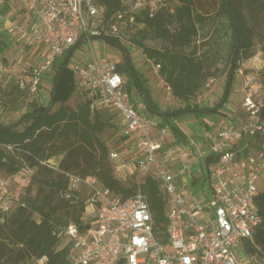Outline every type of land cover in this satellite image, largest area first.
<instances>
[{"label": "built area", "instance_id": "built-area-1", "mask_svg": "<svg viewBox=\"0 0 264 264\" xmlns=\"http://www.w3.org/2000/svg\"><path fill=\"white\" fill-rule=\"evenodd\" d=\"M19 1L31 19L23 32L24 42L40 58L29 82L18 81L21 89L27 88V97H38L45 75L57 70L68 51L87 39L91 57L71 65L76 87L90 101L91 109L114 110L119 115V133L137 151V157L110 153L115 176L123 182L131 179L136 187L125 199L95 175L66 173V198L72 199L86 188L96 206L93 221L86 224L89 229L80 230L73 223L55 229L53 234L61 238L58 249L67 251V264H264V253L256 243L264 222L258 204L264 179V142L255 137L264 136V101L256 98L251 81L242 89L244 117L235 121L225 115L214 122V128L205 129L202 146L176 145L173 157H161L164 144L153 138L152 119L133 102L122 61L119 57L99 58L89 40L102 35L122 40L128 26L146 25L137 17H156L160 1L121 0V9L110 15L102 0ZM217 81V77H210L205 88ZM168 132V127L159 130L161 136ZM203 158L210 161L202 191L184 192L180 181ZM46 164L58 169L52 162ZM122 168L125 174L119 177ZM148 177L158 183L166 197L163 229L157 225L143 191L142 180ZM11 187L9 179L0 177V221L24 206V192ZM239 248L245 250V257L240 258ZM40 261L44 264L46 258Z\"/></svg>", "mask_w": 264, "mask_h": 264}, {"label": "trees", "instance_id": "trees-1", "mask_svg": "<svg viewBox=\"0 0 264 264\" xmlns=\"http://www.w3.org/2000/svg\"><path fill=\"white\" fill-rule=\"evenodd\" d=\"M102 1L106 5L108 15L122 7L121 0ZM4 2L1 12L11 7L8 0ZM203 8L198 0H181L180 5L171 15L178 23L177 29L173 32L165 27L161 13L155 18L139 16L137 21H144L146 25L141 31L132 33L130 38L133 45L141 48L148 59L160 65L161 78L170 88L173 96L185 104L183 108L174 111L199 110L193 115L200 119L204 115L221 113L222 107L229 101L228 97L225 103L221 104L225 89L221 99L213 107L191 104L208 77L212 75V64L208 62L204 53L199 55V48L195 45L199 35V24L206 20L205 14L209 13L203 11ZM222 8L230 20L233 32L232 62L237 48H239L237 62L241 59L242 53L246 57H251L255 30L249 26V18L244 9L248 10L250 17L254 18L252 21L255 22L256 17L264 16V0H222ZM146 30L162 37L171 48L160 50L147 47L139 37ZM117 40L122 44L121 40ZM109 42L115 47H120L114 41ZM122 47L127 48L123 44ZM8 48L6 33L0 31V60H4V53ZM187 48L192 49L188 52ZM128 64L126 59L121 64V67L124 66L126 69L128 91L131 92L128 87V83H131L143 93L145 106L161 112L152 99L151 91L142 83L135 67L133 66L134 71L129 72ZM68 65L69 61L64 63V59H61L55 81L57 88L51 94L49 105L26 111L15 123L5 125L0 122V171L14 175L29 173L30 169L33 171L39 168L35 173L36 176H40V182L53 188L49 193L36 198L24 192L22 199L24 206L17 207L4 216V221H0V260H5L7 264H26L32 259L43 258H46L44 264H67V251L58 249L61 238L53 234L55 229L67 227L72 223L80 227L90 224L91 221L83 218L87 208L83 196L74 195L72 199L66 198L65 193L68 188L66 173H74L82 177L95 175L105 187L124 199L135 192L136 187L133 183L125 184L115 176V168L110 162L111 144L102 137L107 129L116 126L113 121L115 115L91 109L90 101L84 93L82 95L85 101L78 109H70L67 105L75 92L74 75ZM230 73L231 70L229 76ZM233 80L234 77L230 82L231 86ZM144 81L146 83L147 80ZM66 85L68 89L65 91ZM14 88L21 89L18 82L15 83ZM21 91L26 95L28 93L27 88ZM4 94L6 90L0 82V105L3 104ZM56 103H60L61 106L57 111L52 112ZM163 112L168 113V111ZM162 119L176 134L179 132L170 123L171 117H162ZM261 120L264 121V106ZM255 137L259 138L260 143L264 142V136L257 134ZM120 138L126 141L121 135ZM57 155L61 156L58 164L52 161ZM49 162L54 163L58 169L49 167L46 164ZM53 174L56 176L52 177ZM142 186L148 196L157 225L162 229L165 228L167 210L165 194L152 177L146 178ZM258 204L264 218L263 181L260 183ZM62 210H65V219L59 216ZM256 243L264 253V222L257 232Z\"/></svg>", "mask_w": 264, "mask_h": 264}, {"label": "rangeland", "instance_id": "rangeland-1", "mask_svg": "<svg viewBox=\"0 0 264 264\" xmlns=\"http://www.w3.org/2000/svg\"><path fill=\"white\" fill-rule=\"evenodd\" d=\"M2 1L3 2H0V5L2 4L3 6V3L5 2L4 0ZM5 1L7 2V0ZM159 1L161 10L158 15L160 13L163 15L164 23L166 25L165 27L173 32L177 29L178 23L171 15L176 7L180 5L181 0ZM198 1L203 5V11H208L209 13L205 14L206 20L199 24V35L196 39L195 45L199 48V55L204 53L208 62L212 64V75L209 76L208 79L215 76L218 78V81L210 89H206L205 84L208 80L207 79L191 104H197L200 107H213L221 99L229 81V72L232 66L231 58L233 57L231 52L233 48V32L231 30L230 20L222 8V0ZM8 3H10L11 7H8L4 10V12L0 11V17H3V20L0 19V31L6 33L7 40L9 41V48L4 53V60H1L2 65L0 68V82L6 90V94L2 96L3 104L0 105V122L5 125L17 122L28 110L35 109L38 106L45 107L49 105L51 94L56 87L55 81L58 71L53 69L50 73L45 75L38 97L32 100L28 98L25 92L21 91V89L14 88L15 83L21 79H23L26 84L29 82L32 68L37 65L40 58L37 54H34L32 50L30 51L29 46H27L24 42L23 32L28 28L30 18L29 14L26 13L19 0H8ZM244 12L249 18V26L255 30L253 47L250 52L253 55L251 57H246V55L242 53L241 59L237 62L234 73V80L230 90L231 93L229 101H227L222 107L221 113L208 115L206 122H209V116L212 119L215 118V122L225 115L235 121L239 120L240 117H244L245 112L242 106V89L245 87L247 82L251 81V85L255 87L256 98L264 99V16L256 17L255 22H253L252 19L254 18L250 17L248 10L244 9ZM4 19L8 24L5 23ZM142 29H144L143 26H128L126 30L127 33L122 37L121 42L125 47H127L132 64L139 74L142 83L144 85L147 84V87L149 86L152 92H155L156 89H158L161 96L165 95L164 102L160 106L158 105L160 109H165L168 108V105L171 103L170 100H172V95L166 91L164 84H157L163 79L160 76L159 69L155 68V61L148 59V56L143 53V50L133 45L130 41L132 33H137ZM139 37L140 40H142L149 48L160 50L171 48L170 44L166 40L162 37L156 36L150 30H146L145 33L140 34ZM91 46L93 47L95 55L99 58L119 57L122 62L124 61L125 56L122 49L120 47L118 48L113 46L108 40H93L91 41ZM89 47L90 43L88 42H83L77 46L74 54L69 60V70H71V65L74 61L85 60L91 57V50ZM191 49L192 48H187V51L189 52ZM58 66L59 65H57V68ZM142 75L144 77H142ZM144 78L147 79L146 83ZM76 83L77 81L74 77L75 92L67 102L70 109H78L85 101L82 93L78 91ZM66 87L68 86L66 85L64 90L68 89ZM128 87L131 90L130 93L135 105L140 108L142 113L148 115L154 122L157 123L159 117L148 113L146 108L143 106V93L131 83H128ZM175 101V105H172L173 109L184 107L185 104L183 102L178 99H175ZM60 106V103H56L52 112L57 111ZM101 111L107 112L110 115H115L113 121L116 125L115 127L107 129L108 131L102 135L103 139L109 141L112 151L122 152L126 146L124 140L120 138L119 134V115L114 110L105 111L104 109ZM185 115H189V113L183 114L181 117H185ZM21 127L23 126L21 125ZM60 160V155L52 158V161L56 164H58ZM110 162L114 166L113 160L110 159ZM117 164H120V162L117 161ZM38 170L39 168H36L29 173L14 175H7L4 171H0V177L10 180L12 190H22L27 195H31L33 198L42 197L43 195L49 193L53 188L50 185L42 184L40 182V176H36L35 173ZM118 172L119 177H123L125 169L122 168L118 170ZM53 176H56V174H53L52 177ZM145 179L146 178L142 180V183ZM124 183L130 185L133 181L128 179ZM81 195L86 199L87 206L83 218L86 221H93L92 219L95 217L96 206L90 200L89 193L84 194V192H81ZM59 216L65 219V210L60 211ZM238 251L240 258L245 257V250L243 248H239ZM0 264L7 263L5 260H0ZM26 264L43 263L40 260L32 259Z\"/></svg>", "mask_w": 264, "mask_h": 264}, {"label": "crops", "instance_id": "crops-1", "mask_svg": "<svg viewBox=\"0 0 264 264\" xmlns=\"http://www.w3.org/2000/svg\"><path fill=\"white\" fill-rule=\"evenodd\" d=\"M30 21H31V19L29 18V23H30ZM142 77H144V76L142 75ZM144 79H146V78H144ZM157 84H161V85L164 84L166 91H168V93L172 95V100L169 99L171 101V103L168 105V108L161 109V112H163V111L172 112V111L176 110V109L172 108V105L173 106L175 105V103H176L175 99L177 100V98H175L173 96V94L168 89V86L165 84V82L163 80H161V82H159ZM146 87H147V84H146ZM148 88L151 91L152 99L155 101V103L157 105L160 106L165 100V97H164L165 95L161 96V93L158 92V89H156L155 92L154 91L152 92V90L150 89L149 86H148ZM80 93H82V92H80ZM143 106L145 107V102L143 103ZM138 109H140V108L138 107ZM156 117H158V116H156ZM207 117L208 116H206V117L204 116L203 118L200 119V118H197L193 114L185 115V117H181V116L171 117L170 123L173 126H175L177 128V130L179 131L177 134L171 129L169 124L162 119V117H159V120L157 123L154 122L152 119V121H153V129H152L153 138L164 144V150L162 151L161 157H173L174 154H173L172 148L175 147L176 145H184L185 144V145H190L191 147L193 145L202 146V144H203L202 134L205 132V129L214 128V125H215V123H214L215 118L212 119L209 116V122H206L208 119ZM206 126H208V128ZM162 127H168L169 128V132L164 136H161L159 134V130ZM125 146L126 147L124 148V150L122 152H119L122 155L121 157H137V151H136L133 143L129 139H126ZM203 157H209V156H203ZM209 161L210 160L203 158L200 162H198L195 165L192 172L189 174H186L184 179H182V181H180L179 184L183 188L184 192L195 191V192L200 193V191H202V187L204 186L203 182L205 181L206 175L208 172ZM82 192H84V194H88V191L86 188H82Z\"/></svg>", "mask_w": 264, "mask_h": 264}, {"label": "water", "instance_id": "water-1", "mask_svg": "<svg viewBox=\"0 0 264 264\" xmlns=\"http://www.w3.org/2000/svg\"><path fill=\"white\" fill-rule=\"evenodd\" d=\"M101 39H103V40H109V41H114L115 43H117L118 45H120L122 51L124 52L125 57L128 60V63H129V66H130L131 71H134L133 70V64H132V61L130 59V54H129L128 49L122 47V44L117 40V38L112 37V36H107V35L92 36V37L89 38L90 41H93V40H101ZM86 41H88V40L87 39L86 40H81L77 45H75L74 47H72L68 51V53L65 55V57H64V63H67L70 60V58L74 54L77 46L79 44L83 43V42H86ZM238 53H239V48H237L236 51H235V56H234V59H233V62H232V66H231V73H230V76H229V81L227 83V88H226L225 96H224V99L221 102V104H224L225 101L229 97L230 90H231V84H230V82L233 79L234 73H235V70H236ZM60 76H61V74H60ZM60 76H59V78H60ZM56 88H57V85H56L55 89ZM145 108L148 111V113H151L152 115L158 116V117H177V116L182 115V114H185V113H187V114L188 113L189 114H193V113H196V112L199 111V110L187 109V110H179V111H172V112L164 113V112H156V111H153L151 108H149L147 106H145ZM84 227L86 229H89L90 228V225H82V226H80V230H82Z\"/></svg>", "mask_w": 264, "mask_h": 264}, {"label": "flooded vegetation", "instance_id": "flooded-vegetation-1", "mask_svg": "<svg viewBox=\"0 0 264 264\" xmlns=\"http://www.w3.org/2000/svg\"><path fill=\"white\" fill-rule=\"evenodd\" d=\"M124 56H125V55H124ZM125 59H126V61L128 62V60H127L126 57L124 58V61H125ZM124 61H123L122 63H124ZM128 65H129V64H128ZM125 70H126V69H125V67L123 66V71L125 72ZM129 72H131L130 66H129ZM125 74H126V72H125Z\"/></svg>", "mask_w": 264, "mask_h": 264}]
</instances>
